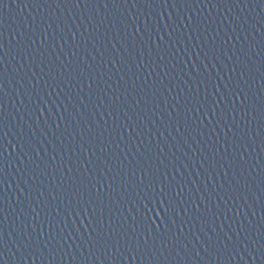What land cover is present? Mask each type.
<instances>
[{
  "label": "water",
  "instance_id": "water-1",
  "mask_svg": "<svg viewBox=\"0 0 264 264\" xmlns=\"http://www.w3.org/2000/svg\"><path fill=\"white\" fill-rule=\"evenodd\" d=\"M0 264H264V0H0Z\"/></svg>",
  "mask_w": 264,
  "mask_h": 264
}]
</instances>
